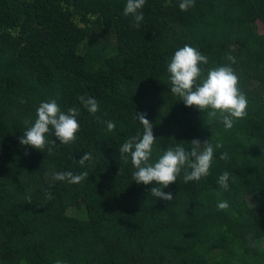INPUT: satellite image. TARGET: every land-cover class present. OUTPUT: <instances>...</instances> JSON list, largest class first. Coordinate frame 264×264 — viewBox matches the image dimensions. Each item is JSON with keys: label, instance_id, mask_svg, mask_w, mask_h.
<instances>
[{"label": "trees", "instance_id": "16d2710c", "mask_svg": "<svg viewBox=\"0 0 264 264\" xmlns=\"http://www.w3.org/2000/svg\"><path fill=\"white\" fill-rule=\"evenodd\" d=\"M126 2L0 0V264H264V33L253 28L264 26V0H194L187 11L180 0H146L140 27L123 14ZM184 45L208 57L198 82L210 68L237 74L248 115L232 129L171 93L167 65ZM81 95L98 101L112 132ZM52 98L64 112L79 109L80 131L49 155L19 140L25 119L34 123ZM136 112L153 124V162L177 143L222 144L210 175L185 183L182 170L163 189L170 202L151 196L158 185L133 181L119 148L143 133ZM67 171L88 176L53 179ZM225 171L227 191L218 184Z\"/></svg>", "mask_w": 264, "mask_h": 264}, {"label": "clouds", "instance_id": "9594fccd", "mask_svg": "<svg viewBox=\"0 0 264 264\" xmlns=\"http://www.w3.org/2000/svg\"><path fill=\"white\" fill-rule=\"evenodd\" d=\"M146 0H127L124 8V15L131 17L134 21L133 27H140L144 20L143 8ZM179 9L187 11L194 7V0H180ZM231 64L236 63L235 57L226 56ZM208 57L201 54L197 49L184 45L175 51L167 65L170 74L171 93L178 96L187 107H195L207 112L209 121L221 118L226 130L233 128L236 122L247 117L248 101L246 95L239 88V78L231 66H220L207 70L206 78L200 81L202 69L200 65H207ZM83 107L97 120L99 103L95 98L87 96L78 97ZM23 99L20 103H25ZM79 109L75 106L69 108L67 112L61 110L57 99L52 98L42 101L37 108L34 123L25 119L24 124L27 130L20 137L19 143L22 146H30L33 149L44 152L47 149L49 155L53 152V147L59 141L62 145H70L77 140V133L80 125L77 120ZM134 120L143 125V133L128 138L119 148L120 159L127 162L129 156L135 171L132 173L133 181L137 184L151 185V196L164 201H172L173 195L166 193L163 189L174 184L183 170L185 183L199 182L210 175L213 165L214 152L222 148L223 145L211 141L201 142L198 139L192 140L190 149H186L183 143H177L175 147H169L158 161H152L153 148L156 138L153 133V124L147 119V113L136 112ZM106 124V129L112 132L116 125L113 121H102ZM53 134L56 140L49 141L47 136ZM220 159H228L227 152L220 155ZM92 160L91 154L85 153L78 161L83 168L86 162ZM88 176L85 171L74 174L71 171L56 172L53 174L55 181H66L68 184L78 185ZM231 174L223 172L218 178L219 186L227 191ZM48 200H52L51 192L46 194ZM26 199L31 202V197ZM220 210H227L229 204L222 201L218 204ZM56 264H62L57 261Z\"/></svg>", "mask_w": 264, "mask_h": 264}, {"label": "rangeland", "instance_id": "374dc122", "mask_svg": "<svg viewBox=\"0 0 264 264\" xmlns=\"http://www.w3.org/2000/svg\"><path fill=\"white\" fill-rule=\"evenodd\" d=\"M254 31L258 32V33H264V26H262L259 23H256L253 25ZM81 205V201H77L74 203V208L75 210L71 209V213H76V210L80 207Z\"/></svg>", "mask_w": 264, "mask_h": 264}]
</instances>
